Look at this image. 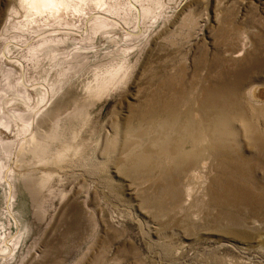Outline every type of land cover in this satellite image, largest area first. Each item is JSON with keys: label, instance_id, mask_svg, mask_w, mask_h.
<instances>
[{"label": "rangeland", "instance_id": "1", "mask_svg": "<svg viewBox=\"0 0 264 264\" xmlns=\"http://www.w3.org/2000/svg\"><path fill=\"white\" fill-rule=\"evenodd\" d=\"M24 2L0 0L6 65ZM64 18L61 57L27 79L46 97L61 80L63 102L0 146V264H264V0H70Z\"/></svg>", "mask_w": 264, "mask_h": 264}, {"label": "bare ground", "instance_id": "2", "mask_svg": "<svg viewBox=\"0 0 264 264\" xmlns=\"http://www.w3.org/2000/svg\"><path fill=\"white\" fill-rule=\"evenodd\" d=\"M24 1H27L28 3L26 13L30 17L25 21H20L17 24L14 23L15 28H17V33L20 34V36H23L25 40L23 42L15 41L19 48L18 54L20 55L19 51L21 50L22 55H17L12 59L5 53V48L1 49L2 57L5 62L7 59L14 61V65H6L4 62H0V146L5 150L8 157L13 155L15 152L14 150L17 149L18 142L25 141L26 144V141L41 134L39 130H35L36 126L44 122L51 105L52 107L61 105L60 103L63 102L64 96L61 92L65 91L64 89V91H62L64 85H61L60 82L62 81L60 80L55 87L53 86L52 94H49L50 97H46L45 90H47V88L44 83H29L27 79H31L40 73V68L43 62L40 59L41 52L50 56L51 59L56 60L55 62L61 57L63 51L61 53L59 50L56 51V49L63 41V37H59V34L55 33L56 31H53L57 27L49 25L58 24L60 21H64L63 24L67 23L64 14L66 13V10L68 11V3H70V0H19L21 4H23ZM38 14L42 15V17H36ZM101 24L106 25L108 22L105 21ZM74 57L75 56H73V58ZM112 64L115 63L112 62ZM125 65L128 66V64ZM106 70L107 69L104 68L103 64L96 68L93 73H95L97 77L105 79L110 76H107L109 70L108 72H106ZM107 85L92 83L91 90L89 92L85 90V94L88 95L92 92L95 93L99 89L105 88ZM35 94L37 95V101L35 107L32 108L31 105L34 102ZM19 121H22L21 127H19ZM19 131L22 134H20ZM2 136L6 137L3 141ZM16 138H18V141L15 140ZM58 154L59 153H57V155ZM8 168L9 165H4L0 161V179L6 178Z\"/></svg>", "mask_w": 264, "mask_h": 264}]
</instances>
